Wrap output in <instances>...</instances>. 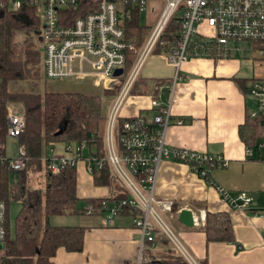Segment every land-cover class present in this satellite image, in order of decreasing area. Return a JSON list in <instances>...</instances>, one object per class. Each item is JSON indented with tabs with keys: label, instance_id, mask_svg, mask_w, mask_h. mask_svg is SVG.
<instances>
[{
	"label": "built area",
	"instance_id": "built-area-1",
	"mask_svg": "<svg viewBox=\"0 0 264 264\" xmlns=\"http://www.w3.org/2000/svg\"><path fill=\"white\" fill-rule=\"evenodd\" d=\"M149 1H162L163 5L157 11L151 7V12L156 14L154 24L143 46L136 50L132 39L126 37L124 22L132 17L133 11L145 13ZM6 2L13 10L22 4L36 9L40 19L37 45L48 79L89 77L96 85L112 90L124 75L128 53L133 52L134 62L105 122L104 153L88 152L85 141H68L62 153L50 149L42 161L50 173H58L80 161L90 175L105 165L110 166L111 177L123 187L127 197L101 202L102 225L110 227L116 217L130 216L139 237L136 264L145 260V250L155 251L161 241L175 257L187 264H199L170 222L182 209L188 208L155 197L161 161L170 159L187 165L190 171L214 186L220 199L231 208L250 211L254 198L243 191L233 196L215 182L212 171L228 165L222 153L166 145L167 127L172 122L183 123L172 118L170 95L181 76L183 63L191 58H241L264 65V0H0V7H5ZM77 10L83 14L71 18L69 11ZM174 16L181 35L177 44L164 53L173 73L170 81L155 87L156 95L150 97L155 114L151 121L141 115L122 117L119 121L122 103L167 22ZM117 69H122V73L115 76ZM260 69L263 71L253 76L247 87L248 95L255 100V108L249 112L252 118L264 115V66ZM165 89L169 96L163 102ZM7 119V136L18 138L24 129L23 117L9 110ZM252 154L253 149H247V155ZM26 160L25 148L19 145L18 155L9 159L0 157V164L17 172L24 169ZM120 193L115 191L113 195ZM93 210L91 204L83 208L85 214ZM5 218L6 206L0 200V243L5 238ZM204 221V211L199 218L193 215L195 225Z\"/></svg>",
	"mask_w": 264,
	"mask_h": 264
},
{
	"label": "trees",
	"instance_id": "trees-1",
	"mask_svg": "<svg viewBox=\"0 0 264 264\" xmlns=\"http://www.w3.org/2000/svg\"><path fill=\"white\" fill-rule=\"evenodd\" d=\"M0 7V157L6 155L7 116L9 110L23 117L24 129L18 143L26 151V164L23 170L14 172L6 164H0V200L6 206L5 238L0 243V264H54L53 258L59 248L67 252H81L84 245L86 226L55 225L50 222L53 216L83 214L100 217L102 201L127 197L123 187L111 177L110 166L95 170L92 181L95 186L112 188L117 193L99 197H87L86 204L94 209L85 214L78 207L82 199L78 195V163L66 166L58 173L45 169L42 157L49 154L50 148L58 142L85 141L88 152L104 153L103 130L106 118L102 114L101 98L82 92H55L38 90L44 75L42 55L37 45L40 19L33 6L22 4L13 10ZM71 18L82 15L79 10L69 11ZM126 37L132 39L136 50L140 49L152 24H141V14L133 11L132 17L125 20ZM181 27L172 17L156 41L152 54L167 53L177 44ZM134 62L133 52L128 53L124 75L114 88L108 91L116 96L119 88ZM138 76L130 92H147L156 95L155 87L168 83ZM240 83V82H239ZM13 88V90L11 89ZM246 92L247 87L243 83ZM122 117L119 118V121ZM238 134L245 146H260L264 139V115L255 118L249 113L238 128ZM43 172L44 188L33 186L30 173ZM11 201L20 203L15 216L14 234L11 236L9 205ZM127 214V213H126ZM206 242H230L234 231L228 214L206 212L203 225ZM145 260L141 264H187L181 258L162 250L144 251Z\"/></svg>",
	"mask_w": 264,
	"mask_h": 264
},
{
	"label": "crops",
	"instance_id": "crops-1",
	"mask_svg": "<svg viewBox=\"0 0 264 264\" xmlns=\"http://www.w3.org/2000/svg\"><path fill=\"white\" fill-rule=\"evenodd\" d=\"M246 62L252 63L241 58H191L183 63L181 76L170 95L172 118L183 123L172 122L167 127L166 145L222 153L228 165L212 171L215 182L233 196L241 191L255 196L250 211L231 208L220 199L214 186L187 165L170 159L161 161L155 186L157 199L174 201L177 207L186 206L197 218L201 211L225 212L230 218L234 240L209 243L203 232L204 224L185 226L177 220L178 214L171 220L199 264H264V149L261 143L256 150L245 146L238 134L239 126L255 108V100L243 89V83L248 87L253 77L243 72ZM172 73L173 67L165 55L155 53L147 57L139 76L167 81ZM129 94L120 107L119 117L141 115L151 121L156 112L150 107L152 95ZM168 96L169 92L163 90L162 101ZM67 143H54L50 149L62 153ZM250 148L253 154L249 156ZM77 187L79 197L109 196L115 192L112 188L95 186L83 161L78 163ZM102 227L85 230L81 252L59 248L54 264H136L139 237L130 216L116 217L112 226ZM166 246L161 241L153 252Z\"/></svg>",
	"mask_w": 264,
	"mask_h": 264
},
{
	"label": "rangeland",
	"instance_id": "rangeland-1",
	"mask_svg": "<svg viewBox=\"0 0 264 264\" xmlns=\"http://www.w3.org/2000/svg\"><path fill=\"white\" fill-rule=\"evenodd\" d=\"M163 5L162 1H149L148 2V10L141 14V24H154L155 16L156 14L151 12V7L157 9ZM151 30V29H150ZM150 30L148 31L146 38L148 37ZM264 65H259L255 62L248 63L246 62L242 68L243 72L248 76H257L260 74L263 70L260 69ZM141 72V71H140ZM13 90V88L11 87ZM40 92L44 91H55V92H82L85 94H91V95H97L101 98V105H102V114L107 119L110 113L111 106L115 100L114 94H109L108 91L105 92V89L102 88L100 85H96L94 83L93 78H68L63 80H57V79H48L44 78L38 88ZM112 91V90H111ZM149 93L141 92L139 95H145ZM129 95H136V94H129ZM250 101H252V98H249ZM21 112L18 108V111L15 113ZM105 126V125H104ZM104 135V130H103ZM261 144L264 149V139H261ZM19 152V143L17 138L13 137H7L6 140V155L8 157L14 158L18 155ZM33 186L37 188H44V177L43 172L40 173H30ZM89 196L85 195L82 196L81 200L78 202V207L85 208L86 202L84 199ZM20 208V203L17 201H11L9 205V220H10V232L11 236L14 234V226H15V216ZM50 222L55 225H83L86 226V230L92 229V228H101L102 225V217H96V216H88L83 214H66L63 216H53L50 218ZM171 222V221H170ZM103 228V227H102ZM164 251L167 250L166 248L163 249ZM167 252H170L167 250ZM171 253V252H170ZM0 252V256H1ZM174 256V255H173Z\"/></svg>",
	"mask_w": 264,
	"mask_h": 264
},
{
	"label": "water",
	"instance_id": "water-1",
	"mask_svg": "<svg viewBox=\"0 0 264 264\" xmlns=\"http://www.w3.org/2000/svg\"><path fill=\"white\" fill-rule=\"evenodd\" d=\"M122 73V69H117L114 72L115 76H118ZM253 198L255 199V196H253ZM177 220L184 224L185 226H192L193 225V213L190 209H182L179 213H178V217Z\"/></svg>",
	"mask_w": 264,
	"mask_h": 264
}]
</instances>
